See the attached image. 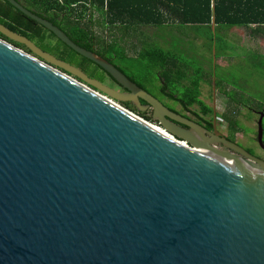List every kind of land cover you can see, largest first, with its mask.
<instances>
[{"label":"water","instance_id":"95a60500","mask_svg":"<svg viewBox=\"0 0 264 264\" xmlns=\"http://www.w3.org/2000/svg\"><path fill=\"white\" fill-rule=\"evenodd\" d=\"M6 1L125 92L0 23V264H264V161Z\"/></svg>","mask_w":264,"mask_h":264},{"label":"trees","instance_id":"16d2710c","mask_svg":"<svg viewBox=\"0 0 264 264\" xmlns=\"http://www.w3.org/2000/svg\"><path fill=\"white\" fill-rule=\"evenodd\" d=\"M17 1L30 11L51 21L76 46L92 51L114 64L127 78L149 94L151 93L146 86L135 75L126 74L125 70L116 63V61H126L129 58L121 46L122 41L115 40L122 39L109 38L111 36L106 32L107 26L108 28L123 27L124 30L133 25L160 27L170 22L178 24L180 27L185 25L202 26L210 33V55L212 56L214 47L216 60L218 58L216 54L217 35L222 28L264 23V0ZM212 16L215 19L214 33L211 30ZM0 23L8 27L10 31L32 41L42 51L81 70L88 77L104 83L103 77L100 75L97 77L96 74L86 71L88 67L95 65L115 85H118L101 67L75 54L59 42L44 26L22 13L6 0H0ZM98 27H101V33L97 31ZM0 36L7 39L1 34ZM51 38H54L56 42L52 41ZM10 42L28 50L21 44ZM142 45L138 55L131 59L140 63L137 65V70L141 69L145 73L143 77L145 82L153 86L166 99L176 102L186 111L192 112L195 117H190L204 122L210 129L213 118L212 107L200 99V84L203 82L204 75L200 71L191 73L185 67L186 63L183 59L173 52L157 46V44L142 42ZM157 83L159 84L157 85ZM214 84L216 86V80ZM229 116L224 115L228 119V127L233 134L236 132L238 123L236 120L230 119ZM228 139L234 142L229 137ZM247 151L251 153L249 150Z\"/></svg>","mask_w":264,"mask_h":264},{"label":"rangeland","instance_id":"374dc122","mask_svg":"<svg viewBox=\"0 0 264 264\" xmlns=\"http://www.w3.org/2000/svg\"><path fill=\"white\" fill-rule=\"evenodd\" d=\"M183 28H186L187 31H192L193 35L201 38L206 46L211 45L210 33L205 27L189 25L188 27L184 26ZM97 31L101 33V27H98ZM147 33L151 34L152 32L148 30ZM109 38L112 39V37ZM150 38L153 41L157 40L155 36ZM217 38V56L225 51H228V54L231 57H235L234 63H229L227 66L223 67L216 64L215 56L213 59V52L212 56L208 55V57L205 59L201 56L200 51L198 52L195 50L192 51L193 61L186 63L185 67L191 73L200 71L204 75L203 82L200 84V99L203 102L207 101V104L211 107L214 105V107L217 109V116L215 117V120L218 131L222 135L228 136L241 148L249 150L252 155L264 161V150H262V148L257 144L256 140L257 119L259 117L258 114L259 112L264 114V63H248L242 59V56L237 51H233L231 49L230 46L232 45H227V42L220 33H218ZM51 40L56 42L54 38H51ZM115 40L122 41L121 46L125 50L126 56L129 58L126 59V61H116V63L125 70L126 74L135 75L139 81L146 86L151 95L159 100L164 106L173 108L182 114L194 116L192 112L186 111L178 103L170 101L162 96L153 86L145 82L143 78L145 73L142 72L141 69L137 70V65H140V63H137L131 58H135L138 55V52L143 46L141 43L143 38L125 37L122 38V40ZM153 44H157V46L173 52L181 59L185 58L183 53H180L177 49H174L176 48L174 45H177V43H174L172 50L167 49L165 42L160 43L161 45H159L157 42H153ZM74 61H76L75 58ZM86 71L96 74L97 77L98 75L103 77L104 84L107 86L115 85V83L107 75H104L103 71L99 70L95 65H91L86 69ZM215 80L216 86L214 84ZM158 84L159 83H157V85ZM224 89L227 90L228 97L223 94ZM226 104L228 107H230L228 112L224 111L221 113V111H218L221 110ZM148 113H150V110H148ZM225 114L230 115V119L236 120L238 123L236 132L233 134L230 132L228 127V119L224 117ZM261 123L262 142L264 144V118L262 119Z\"/></svg>","mask_w":264,"mask_h":264},{"label":"crops","instance_id":"0c3cea01","mask_svg":"<svg viewBox=\"0 0 264 264\" xmlns=\"http://www.w3.org/2000/svg\"><path fill=\"white\" fill-rule=\"evenodd\" d=\"M172 23V24H171ZM174 25V26H173ZM189 25H185L188 27ZM176 27V28H174ZM147 30V31H146ZM148 30L152 32L148 34ZM106 32L113 38H125V37H139L143 38L142 42H165L167 49H173L174 43H177L176 48L180 53H183L185 63L192 62L193 53L192 51H200L203 58H207L210 55V46H206L201 38L193 35L192 31H187L186 28L180 27L178 24H165V26H132L130 28H119V27H106ZM224 37L227 45L230 46L233 51H237L242 59L250 64H262L264 63V23L254 24L250 23L246 26L239 25L231 28H222L219 32ZM155 36L157 40L153 41L150 37ZM174 41V43H173ZM172 45V46H171ZM171 46V47H169ZM235 57H231L228 51L221 53L216 59V64L221 66H227L229 63H234ZM223 94L227 96V90H223ZM216 101V100H215ZM225 101V100H222ZM207 104V101H204ZM208 105V104H207ZM230 107L224 105L221 113L224 111L228 112ZM217 113V109L215 108ZM259 115V114H258Z\"/></svg>","mask_w":264,"mask_h":264},{"label":"flooded vegetation","instance_id":"af4514ba","mask_svg":"<svg viewBox=\"0 0 264 264\" xmlns=\"http://www.w3.org/2000/svg\"><path fill=\"white\" fill-rule=\"evenodd\" d=\"M56 58V57H55ZM109 87H111V88H114V89H116V90H118V91H121V92H125V90L124 89H122L120 86H118V85H114V86H109ZM142 102V101H141ZM142 104H144V102L142 103ZM168 108V107H167ZM171 109V108H170ZM212 110H213V106H212ZM174 111H177V110H174ZM183 115H185V116H188L187 114H183ZM188 117H190V116H188ZM212 123H211V127H210V129H209V127L207 126V124H205L204 122H201V121H197L194 117H190L191 119H193V120H195V121H197L198 123H200L201 124V126L203 127V128H205L206 130H208V131H210V132H212L214 129H216L217 131H218V129H217V123H216V120L214 121V115H213V112H212ZM224 136V135H223ZM227 139H228V136H225ZM229 140V139H228Z\"/></svg>","mask_w":264,"mask_h":264}]
</instances>
